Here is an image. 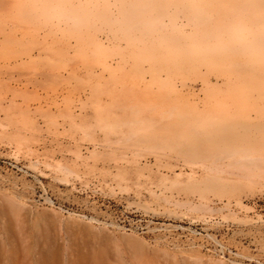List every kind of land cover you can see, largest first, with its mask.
<instances>
[{
	"label": "rangeland",
	"instance_id": "1",
	"mask_svg": "<svg viewBox=\"0 0 264 264\" xmlns=\"http://www.w3.org/2000/svg\"><path fill=\"white\" fill-rule=\"evenodd\" d=\"M193 2L0 0V264H264L257 40Z\"/></svg>",
	"mask_w": 264,
	"mask_h": 264
},
{
	"label": "bare ground",
	"instance_id": "2",
	"mask_svg": "<svg viewBox=\"0 0 264 264\" xmlns=\"http://www.w3.org/2000/svg\"><path fill=\"white\" fill-rule=\"evenodd\" d=\"M241 1L242 0H194L192 4L194 8L193 12L195 15H198V17L203 18V21H207V26L205 28H208L209 21L212 18L215 19L212 29H210L211 31L205 32V36L200 44L203 45L204 40H208L211 33L216 38L218 45H215L209 56H211L212 53L217 54V56H229L237 42L248 37L255 38L257 40L256 43L253 46H248L247 50L243 51V55H245L251 64V66H248L249 68L246 72L253 71L264 76V0ZM147 7L148 4L145 2L140 5L138 9L144 10L147 9ZM254 27L256 29H254ZM221 31L228 32V40L225 46H231L230 48L223 49L220 38L224 33ZM204 49H206L205 44ZM233 56L234 54L229 58ZM255 73L252 75H256ZM248 75L251 76V74ZM231 137L233 136L225 128L220 126L210 138L216 140L218 145H225L226 147L232 142Z\"/></svg>",
	"mask_w": 264,
	"mask_h": 264
}]
</instances>
